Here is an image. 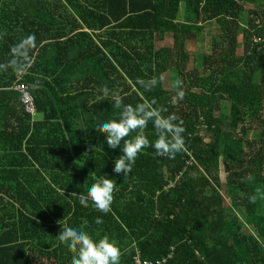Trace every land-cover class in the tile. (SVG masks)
<instances>
[{
  "label": "trees",
  "instance_id": "trees-1",
  "mask_svg": "<svg viewBox=\"0 0 264 264\" xmlns=\"http://www.w3.org/2000/svg\"><path fill=\"white\" fill-rule=\"evenodd\" d=\"M254 2L0 0V64L35 37L22 81L40 116L13 90L18 71L0 69V264H31L32 252L71 264L60 225L114 239L120 264L137 253L165 264H264V13L244 7ZM210 25L211 53L188 70L185 45ZM151 78L145 90L139 81ZM104 87L175 114L183 150L168 158L148 147L128 175L115 174L119 149L94 129L116 115ZM145 135L156 138L151 123ZM105 174L114 184L106 214L74 194Z\"/></svg>",
  "mask_w": 264,
  "mask_h": 264
},
{
  "label": "clouds",
  "instance_id": "clouds-1",
  "mask_svg": "<svg viewBox=\"0 0 264 264\" xmlns=\"http://www.w3.org/2000/svg\"><path fill=\"white\" fill-rule=\"evenodd\" d=\"M35 37L28 35L13 46V58L6 64H0V69L12 68L23 71L27 68L28 51L32 47ZM145 90H150L157 84L156 78L148 81H139ZM179 84V82H178ZM101 98L107 97L116 110L114 118L100 120L94 129L104 135L108 149H119L120 155L113 159L112 171L115 174L128 175L142 150L151 147L155 155L173 158L176 153L183 150L184 141L182 122L178 121L175 114L162 115L161 110L150 104L140 102L133 104L124 103L119 93L104 87L100 90ZM183 93L177 96L182 98ZM151 123L155 139L150 142L145 135V129ZM114 184L107 174L97 177L92 183L80 191L76 199L82 205H94L101 213L110 212L113 200ZM97 224L103 223L100 217L96 218ZM57 239L67 246L72 252L71 264H120L121 250L114 239L108 236L93 238L86 230L79 227L63 226Z\"/></svg>",
  "mask_w": 264,
  "mask_h": 264
},
{
  "label": "rangeland",
  "instance_id": "rangeland-1",
  "mask_svg": "<svg viewBox=\"0 0 264 264\" xmlns=\"http://www.w3.org/2000/svg\"><path fill=\"white\" fill-rule=\"evenodd\" d=\"M244 7L248 8V10H250L251 12L256 11L258 14L264 13V0H256V2L254 3L245 4ZM243 14L248 15V13L246 12H244ZM215 34L216 32H215L214 26L210 25L206 27V30L204 31V33L197 35L195 40H192L191 42L186 43L185 50H186L187 55L190 56L188 66H187L188 70L192 69L193 65L198 66L199 64L198 58L200 56L202 55L208 56L211 53V41H212V38L216 36ZM238 39H239V44L237 48V55H242L243 43H242L241 33H239ZM163 80H164L163 81L164 87L169 89L172 86V84L174 86V84L176 83V73L174 71L167 72L163 76ZM173 80L175 81L174 83H173ZM228 110H229V104L226 102H223L221 105L219 114L227 115ZM35 117L36 119L40 118L39 115H36ZM253 136H254L253 133H250L248 135V138L253 139ZM219 176H220V181L224 183L225 174L222 168H220Z\"/></svg>",
  "mask_w": 264,
  "mask_h": 264
},
{
  "label": "built area",
  "instance_id": "built-area-1",
  "mask_svg": "<svg viewBox=\"0 0 264 264\" xmlns=\"http://www.w3.org/2000/svg\"><path fill=\"white\" fill-rule=\"evenodd\" d=\"M24 74L25 72L23 71L17 72L16 82L14 84L13 90L17 91L20 94V102L23 106L24 112L28 114L31 118H33L36 115V107H35L33 95L31 94V88L22 81ZM180 175L181 174H179L175 179L178 180ZM171 187L172 185L169 184L168 188ZM170 250H172V248ZM168 257H171V255H169ZM165 263H166V259H162L156 262H149V261L142 262L139 253H137L134 258L133 264H165Z\"/></svg>",
  "mask_w": 264,
  "mask_h": 264
},
{
  "label": "crops",
  "instance_id": "crops-1",
  "mask_svg": "<svg viewBox=\"0 0 264 264\" xmlns=\"http://www.w3.org/2000/svg\"><path fill=\"white\" fill-rule=\"evenodd\" d=\"M31 257H32V263L31 264H63L62 262H60L59 257H55V256H49L47 257L46 254H40V253H31ZM64 264H68L67 262H65Z\"/></svg>",
  "mask_w": 264,
  "mask_h": 264
}]
</instances>
